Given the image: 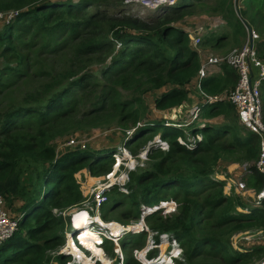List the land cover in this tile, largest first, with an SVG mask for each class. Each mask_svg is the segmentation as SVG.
<instances>
[{"label":"trees","instance_id":"1","mask_svg":"<svg viewBox=\"0 0 264 264\" xmlns=\"http://www.w3.org/2000/svg\"><path fill=\"white\" fill-rule=\"evenodd\" d=\"M182 1L143 19L110 14L117 5L108 0H0V197L10 215L20 218L17 232L0 246V264L66 263L65 256L52 255L64 244L65 231L54 210L83 201L75 176L83 170L91 177L108 173L115 147L98 156L58 142L95 123L122 127L120 142L135 154L160 132L169 144L168 151L151 148L148 167L131 174V193L120 196L129 198L137 213L125 210L118 221L158 207L148 217L157 216L154 228L180 242L185 264L264 261V239H242L241 250L233 244L240 234H264V200L256 207L234 191L226 195V182L213 178L222 165L256 162L259 136L240 123L230 100L207 103L201 96L198 120L204 126L195 122L191 132L202 140L192 149L178 142L182 130L151 116L153 108L169 112L174 121L189 112L201 62L181 23L198 9L226 20L222 35L212 33L202 43L219 51L244 45L243 21H248L261 34L256 55L264 59V0H256L259 12L251 18L242 6L241 19L235 0ZM237 83L236 70L224 65L201 87L208 96L230 95ZM149 135L143 146L135 145ZM242 179L256 192L264 187V176L254 167ZM118 196L112 192L110 203ZM168 204H176L175 213L161 215ZM125 264L140 263L128 258Z\"/></svg>","mask_w":264,"mask_h":264},{"label":"built area","instance_id":"2","mask_svg":"<svg viewBox=\"0 0 264 264\" xmlns=\"http://www.w3.org/2000/svg\"><path fill=\"white\" fill-rule=\"evenodd\" d=\"M180 0H124V6L140 4L147 11H159L166 7H173ZM242 0H235V8L239 14L240 3ZM130 4V5H129ZM126 15H130L126 13ZM12 15L9 16V18ZM4 15H0V19ZM140 18V17H138ZM227 25L226 20L221 17L206 18L203 25L186 31L193 48L198 52L200 58V69L195 81L194 90L205 98L207 103H215L224 100H230L236 108L238 118L242 125L260 139L259 158L253 163H244L236 170H242L241 177L234 181L227 176L215 173L213 178L216 181H225L224 193L230 195L233 191L242 197L249 198L252 195L254 199L251 205L260 206L264 200V187L260 192L249 189L242 176L252 173L254 167L264 176V120H263V96L262 88L264 84V59L256 55V43L261 39L259 33L252 27L246 26V39L242 47L233 48L228 53L221 56L205 55L201 46L203 43L206 28L211 31ZM227 65L236 70L238 83L235 90L230 95L208 96L201 87L204 79L213 75L222 73L223 66ZM196 92V93H197ZM201 113L200 105L193 107L187 120L183 124H171L167 122L166 126H175L179 128L189 127L195 122H199ZM164 119V118H163ZM141 124H138L140 126ZM204 124L199 122L198 127L202 128ZM137 129V128H136ZM136 129L128 131L132 135ZM200 135H194L188 139L179 138L180 144L192 149L197 141H201ZM89 140L86 137L80 139L69 138L63 142L62 148H78L84 150L87 148ZM150 144L140 149L137 154L133 153L124 142L118 143L113 149L111 156L113 164L111 170L105 175L85 178L82 185L83 201L64 211L54 210L57 217H62L65 222L64 244L56 251L53 256H65V264H125V252L122 246L123 241L128 240L129 236L142 234L146 236L145 244L142 247H135L132 251V257L140 264H185L184 249L180 242L169 233L152 230L150 226L144 223V219L138 222L121 223L116 220H105L101 216V210L110 202V195L116 191L123 195H130L131 174L138 169L146 168L149 162L148 153L151 148H158L162 151L169 150V144L161 134L154 137ZM240 168V169H239ZM81 172L79 180H81ZM89 183V184H87ZM85 184V185H84ZM4 198L0 197V246L11 239L17 232L20 224V218H14L10 215ZM144 212L140 216L147 218L154 214L155 210ZM89 233L82 238L84 233ZM251 241L252 238L264 239L262 232L255 234L245 233L234 237ZM165 250L163 251V248ZM108 252H112L111 256ZM52 264H58L52 262ZM256 264H264L261 260Z\"/></svg>","mask_w":264,"mask_h":264},{"label":"rangeland","instance_id":"3","mask_svg":"<svg viewBox=\"0 0 264 264\" xmlns=\"http://www.w3.org/2000/svg\"><path fill=\"white\" fill-rule=\"evenodd\" d=\"M122 1L124 2V0H122ZM108 2L109 3H114L115 5H117V7L115 9L110 11V14H112V15L115 14V13H122V14L123 13L124 14L129 13L130 15H133L135 17H140V18L146 19V18H149L151 15L161 14V13L164 12L163 10L147 11L144 8H142L140 4H132L131 6H128V7H126V6L122 7L121 0H108ZM184 2L185 1L183 0L180 4H183ZM125 3H126V0H125ZM242 6L245 8V10L247 12V15L250 18L253 15V13L255 12V10L257 9L256 0H244V1L242 0L241 3H240V7H242ZM93 9H92V11H95L96 8H93ZM235 11H236V15L238 16L236 8H235ZM258 12L259 11L256 10L257 14H258ZM198 13L199 14H197V15L193 16L192 18L187 19L185 22L181 23V26H183L185 29H187V31H190L192 28H194V26H195V24L197 22L202 20V17H215L214 15H211L209 13L205 15L204 13L201 12L200 9H198ZM240 13L242 15V11H240ZM193 22H194V25H192ZM245 23H247L249 27H252V28L256 29V27L252 26L248 21L245 22ZM243 24H244V21H243ZM244 26L246 27L247 25L244 24ZM226 27L227 26L222 27V28L218 29L215 32H217L218 34L222 35V33H224L226 31V29H227ZM212 33H214V31H211L208 28H206V31H205V34H204V38L209 37ZM33 35H34V32L30 33V35L28 36L29 40L33 37ZM244 38L245 37H242V39H244ZM201 49L205 53V55H213V56H221V55H224V53H228L229 51H231L227 47H224V48L220 49L219 51H217V50L213 51L210 48L202 47V46H201ZM14 95H15V97L19 96V94L17 92H15ZM193 96H195L197 98L196 99L197 101H199V102L201 101L200 100L201 99V95L198 92L196 93L195 90H193ZM154 100H155V98L153 97V95H150L147 98V102L150 103L151 105L154 104ZM152 117L155 118L154 116H152ZM158 119H160V118H158ZM164 119L161 118V120H164V121H167V122H170V123H174L175 125H178L179 123H182V124L184 123L183 120L171 121L169 118H164ZM184 119H186V117ZM222 122H223V119H219L217 121V124H221ZM120 128H122V127H120L119 125H114V126H107L106 125V126H103L101 124L95 123L94 125H92L88 129L89 131H85V132L79 131V132H76L75 135H70L67 138H70V139L71 138L80 139V138H83V137L88 138L91 141L88 143L87 148L84 149V150H90L93 153H96V155L100 156V155H104L106 152H108V151H105L106 149H110V147H112V146L115 147L116 143L120 142L121 138H123V133H122L123 130L120 129ZM112 129H116V130H112ZM179 129H182V128H179ZM182 131L184 133V137L186 136L187 139L192 137V136H194L193 134H191V132H190L191 130H190L189 127H184L182 129ZM157 136H159V135H157ZM149 137H150V135L144 137L143 139H138L135 145L136 146H143L148 141ZM63 142H64V140H61L58 143L62 144ZM150 143L151 142H149L148 144H150ZM72 149H76V148L74 147ZM63 152H64V149H63ZM148 164L149 163L146 164V167H148ZM224 166L225 165H222V167L219 169L220 174L225 172L224 171L225 170ZM241 166H242V164H238L237 165V167H241ZM84 173H85V170L82 171L81 180H79L80 175L77 174L75 176L77 178L78 183L80 184L81 191H82L83 188H82V185H81L80 182H83V183L86 182L85 178H84ZM241 174H242V170L241 169L240 170H236V171H234V172H232L230 174V177L228 179H232L234 181H237V179L241 177ZM86 177H87V179L91 178L89 173L86 174ZM89 183H90V180H89ZM89 183H87V184H89ZM83 196H84V194H83ZM253 200H252V202H253ZM170 201H171V199L167 200L168 203H170ZM120 202L122 204H120ZM115 203H116V206L113 207V205ZM6 206L8 208L7 204H6ZM134 208L135 207H133L131 205V200L129 198L119 195L118 197H116L115 200L112 201V203L109 202L108 204L105 205V207L101 210V216L105 220H116V221H118V219L120 218V215H121L120 213L124 212L125 210L132 209L134 211V213H137V210H135ZM175 210H176V204H168V206L164 209V211H163V213H161V215H163V216L172 215V214L175 213ZM8 211H9V208H8ZM131 218L132 219L129 222H127V223L138 222L140 219H144L145 220L144 223L146 225L150 226V228L152 230H156L154 228L153 224L156 223L157 216H153V217L150 216L148 218H145V217H142L140 215L137 216V217H134V215H131ZM145 239H146V236L142 235L141 233L128 237V243H127L128 245L124 249L125 256H126L125 260H127L128 258H133L131 256L132 255V251L137 246L138 247H142L145 244ZM237 242H238V240L233 238L234 248L236 250H240L241 249V244L244 245V241L240 240L238 243ZM236 243L238 244L237 246H236ZM108 253L111 256H113L112 252H108Z\"/></svg>","mask_w":264,"mask_h":264},{"label":"crops","instance_id":"4","mask_svg":"<svg viewBox=\"0 0 264 264\" xmlns=\"http://www.w3.org/2000/svg\"><path fill=\"white\" fill-rule=\"evenodd\" d=\"M205 17H202V20L201 21H199V22H197V24H196V26L194 27V28H192L191 30H193V29H195V28H197L199 25H203L204 23H205ZM185 31H187V29H184ZM215 33V32H214ZM261 39H262V37H261ZM260 39V40H261ZM259 40V41H260ZM258 41V42H259ZM257 42V43H258ZM257 43H256V45H257ZM192 89H193V87H192ZM194 90V89H193ZM262 94H263V90H262ZM263 98H264V95H263ZM197 98L195 97V96H193L192 97V102H191V104L189 105V104H186V107L187 108H189V112H190V110L193 108V107H195L196 105H198L199 104V101H197L196 100ZM154 111V112H153ZM189 112H188V114L185 116L186 117V119H181V120H183L184 122L187 120V118H188V116H189ZM152 115L151 116H154L155 118H170L171 120H173V118H172V116H171V114L169 113V112H160V111H158V110H156L155 108H153L152 109ZM161 114V115H160ZM153 118V117H152ZM154 119V118H153ZM159 134H161V132L159 133ZM237 165L238 164H231V165H229V166H224V168H225V172H223V173H218L219 175H222V176H226L227 174L229 175L228 177H230V174L232 173V172H234L235 171V168L237 167ZM227 170V171H226ZM88 172L87 171H85V173H84V178H86L87 179V177H86V174H87ZM89 177V176H88ZM251 198H252V195H250V197L249 198H246V200H248V202H250L251 201ZM252 200H253V198H252ZM255 234V233H254ZM238 240V242L240 241V240H242L241 238H238L237 239ZM252 241H254V238H252V240L251 241H249V242H252ZM237 242V243H238ZM236 243V246L238 245ZM241 250V249H240Z\"/></svg>","mask_w":264,"mask_h":264},{"label":"clouds","instance_id":"5","mask_svg":"<svg viewBox=\"0 0 264 264\" xmlns=\"http://www.w3.org/2000/svg\"><path fill=\"white\" fill-rule=\"evenodd\" d=\"M241 9V8H240ZM240 9H239V11H240ZM238 17L241 19V17H240V13L238 14ZM205 18H212V17H205ZM246 30V29H245ZM236 48H238V47H236ZM255 48H256V45H255ZM256 50V49H255ZM262 90H263V88H262ZM197 92V91H196ZM262 96H263V94H262ZM170 119V118H169ZM165 120V119H164ZM171 120V119H170ZM171 121H174V120H171ZM170 123V122H169ZM241 123V122H240ZM171 124H174V123H171ZM179 124H182V123H179ZM193 125V124H192ZM191 125V126H192ZM191 126H189V128H190V130H191ZM172 127H175V126H172ZM177 128H179V127H177ZM183 129V128H182ZM182 129H180V130H182ZM251 131V130H250ZM191 132V131H190ZM184 134V133H183ZM191 134H192V132H191ZM159 135V134H158ZM193 135H195V134H193ZM157 136V135H156ZM155 136V137H156ZM180 138V137H179ZM178 138V139H179ZM181 138H183V139H187V137L185 136V137H181ZM179 142V141H178ZM120 143V142H119ZM86 171V170H85ZM82 173V172H81ZM135 260V259H134ZM125 262H126V260H125ZM139 263V262H138Z\"/></svg>","mask_w":264,"mask_h":264},{"label":"bare ground","instance_id":"6","mask_svg":"<svg viewBox=\"0 0 264 264\" xmlns=\"http://www.w3.org/2000/svg\"><path fill=\"white\" fill-rule=\"evenodd\" d=\"M94 181H95L94 179H90V182L91 183H93ZM86 234H89V233L86 232Z\"/></svg>","mask_w":264,"mask_h":264},{"label":"water","instance_id":"7","mask_svg":"<svg viewBox=\"0 0 264 264\" xmlns=\"http://www.w3.org/2000/svg\"><path fill=\"white\" fill-rule=\"evenodd\" d=\"M244 24L248 26V24H247V23H245V22H244Z\"/></svg>","mask_w":264,"mask_h":264}]
</instances>
